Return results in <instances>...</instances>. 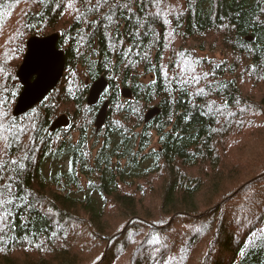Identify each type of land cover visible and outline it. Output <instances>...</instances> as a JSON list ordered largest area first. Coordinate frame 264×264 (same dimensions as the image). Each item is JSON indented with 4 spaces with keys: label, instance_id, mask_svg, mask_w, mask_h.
Masks as SVG:
<instances>
[{
    "label": "trees",
    "instance_id": "16d2710c",
    "mask_svg": "<svg viewBox=\"0 0 264 264\" xmlns=\"http://www.w3.org/2000/svg\"><path fill=\"white\" fill-rule=\"evenodd\" d=\"M54 32L63 77L15 116ZM0 47V264H264V0H0Z\"/></svg>",
    "mask_w": 264,
    "mask_h": 264
},
{
    "label": "water",
    "instance_id": "95a60500",
    "mask_svg": "<svg viewBox=\"0 0 264 264\" xmlns=\"http://www.w3.org/2000/svg\"><path fill=\"white\" fill-rule=\"evenodd\" d=\"M59 36V33L54 32L43 37L33 35L28 39L27 50L17 72L23 89L14 107L15 116L28 112L42 102L63 77L66 68V55L64 50L58 47ZM107 85L108 80L105 76L95 80L91 84L87 103L89 105L97 104ZM122 94L125 97L132 96V92L128 88H125ZM159 111L158 107L148 110L145 121L150 120ZM107 115L108 101L104 102L97 113L95 119L97 131L105 124ZM69 124L70 117L67 114H61L52 122L50 130L55 131L58 128L69 126Z\"/></svg>",
    "mask_w": 264,
    "mask_h": 264
},
{
    "label": "rangeland",
    "instance_id": "374dc122",
    "mask_svg": "<svg viewBox=\"0 0 264 264\" xmlns=\"http://www.w3.org/2000/svg\"><path fill=\"white\" fill-rule=\"evenodd\" d=\"M52 34V33H51ZM193 49V48H192ZM205 53V52H204ZM217 56V57H223L224 55H223V53H222V51H218L216 54H214V56ZM230 53H227V58L228 59H230ZM0 56H3V49L0 47ZM4 57V56H3ZM9 63L11 64V62L9 61ZM1 65V64H0ZM239 71V69H238V67H236V69H235V72L236 73H238V71ZM231 72L232 73H234L233 72V70L231 69ZM250 80H252V79H250ZM257 95V97H260L261 95H262V93H257L256 94ZM71 106V105H70ZM61 114H67L68 115V113H65V112H61L59 115H61ZM87 114V113H86ZM96 119V118H95ZM84 120H87L88 122H90V120H91V118L89 117V116H86V117H84V118H79L75 123H76V125H75V130L73 131L74 132V138L75 139H77L78 138V136H79V132H78V127L81 125V122L82 121H84ZM71 123H72V121H70V125H71ZM94 124H95V120H94ZM66 127V126H65ZM101 135V134H100ZM99 135V136H100ZM93 137V136H92ZM94 139V138H93ZM93 139H91V141L93 140ZM59 161L58 162H56V164L57 165H54V166H52L51 167V164L49 163L48 164V168H47V171H49L50 170V168H52V170L53 169H56V168H58V167H60V166H62L63 164H64V161L60 158V159H58ZM62 168H63V166H62ZM86 189L87 188H85V191H86ZM87 190H89V189H87ZM90 194L91 195H93V196H95L97 193L95 192V190H93V189H91V191H90ZM239 215L240 216H245V215H247V212L246 211H244V210H242L241 212H239Z\"/></svg>",
    "mask_w": 264,
    "mask_h": 264
},
{
    "label": "bare ground",
    "instance_id": "6f19581e",
    "mask_svg": "<svg viewBox=\"0 0 264 264\" xmlns=\"http://www.w3.org/2000/svg\"><path fill=\"white\" fill-rule=\"evenodd\" d=\"M122 94V93H121ZM124 97V96H123ZM105 102V101H104Z\"/></svg>",
    "mask_w": 264,
    "mask_h": 264
}]
</instances>
